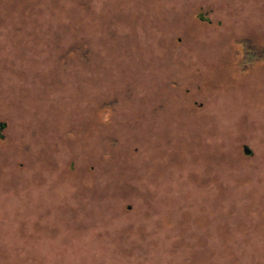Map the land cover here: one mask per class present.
I'll return each instance as SVG.
<instances>
[{"label": "rangeland", "instance_id": "374dc122", "mask_svg": "<svg viewBox=\"0 0 264 264\" xmlns=\"http://www.w3.org/2000/svg\"><path fill=\"white\" fill-rule=\"evenodd\" d=\"M263 48L264 0H0V264H264Z\"/></svg>", "mask_w": 264, "mask_h": 264}, {"label": "trees", "instance_id": "16d2710c", "mask_svg": "<svg viewBox=\"0 0 264 264\" xmlns=\"http://www.w3.org/2000/svg\"><path fill=\"white\" fill-rule=\"evenodd\" d=\"M259 53H260V54H259L260 56L264 57V48H263L262 51H260ZM247 58H249V57H247Z\"/></svg>", "mask_w": 264, "mask_h": 264}, {"label": "water", "instance_id": "95a60500", "mask_svg": "<svg viewBox=\"0 0 264 264\" xmlns=\"http://www.w3.org/2000/svg\"><path fill=\"white\" fill-rule=\"evenodd\" d=\"M245 152L246 153H251L250 149L247 146H245Z\"/></svg>", "mask_w": 264, "mask_h": 264}]
</instances>
